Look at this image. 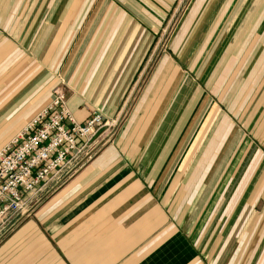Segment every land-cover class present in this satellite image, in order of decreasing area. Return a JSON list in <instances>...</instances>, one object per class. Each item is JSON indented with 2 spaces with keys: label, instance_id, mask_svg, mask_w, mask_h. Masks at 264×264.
Wrapping results in <instances>:
<instances>
[{
  "label": "crops",
  "instance_id": "1",
  "mask_svg": "<svg viewBox=\"0 0 264 264\" xmlns=\"http://www.w3.org/2000/svg\"><path fill=\"white\" fill-rule=\"evenodd\" d=\"M174 1L0 0V151L52 102L58 84L76 123L99 113L107 133ZM261 26L264 0H190L115 135L5 237L0 264H182L184 237L164 189L179 183L167 175L190 137L182 124L196 120L197 85H212L213 74L228 85L230 74L244 73L245 43L261 42Z\"/></svg>",
  "mask_w": 264,
  "mask_h": 264
},
{
  "label": "rangeland",
  "instance_id": "2",
  "mask_svg": "<svg viewBox=\"0 0 264 264\" xmlns=\"http://www.w3.org/2000/svg\"><path fill=\"white\" fill-rule=\"evenodd\" d=\"M69 1L76 5L96 2V0ZM174 2L176 7L172 20L166 25L163 35L159 37L154 53L124 109L104 134L102 131L108 123L103 120L104 123L98 134L100 138L95 146L114 130L123 115L122 120L114 134L95 153L117 132L145 77L160 52L165 49L172 31L176 28L190 0ZM72 11L75 10H70ZM21 13L24 17L29 11H21ZM257 31L261 42L245 43L248 57L244 59L246 64L244 73H239L237 79L236 73L230 74L228 85H222L223 79L217 81L220 74H213L212 85H197L198 98L201 93L202 96L198 100L195 115L194 112L190 114V119L195 117L196 120L182 124V132L183 129L190 127V137L183 144L180 155L174 156L177 162L174 168L168 172V175L166 174L170 178L169 182L172 181L173 174L174 177L179 175V178H175L179 183L164 187L165 209L170 211L171 221L176 226L180 224L181 235L184 237L181 242L182 264L186 262L188 256L191 261L192 257H196L197 264H264V26L257 28ZM246 32L252 31L249 29ZM215 61V58L212 59L214 65ZM235 61L236 59H228L230 67L235 65ZM234 69L236 70V67ZM209 76L206 75L207 78ZM141 80L142 83L136 91ZM242 80L245 84L238 85ZM63 86L58 84L53 88H60L64 92ZM134 93L135 96L131 100ZM36 202L34 201L32 206ZM19 218L20 215L13 217L0 236ZM189 231L193 233L188 234ZM188 244L190 249L187 247ZM184 246L187 248L186 253ZM184 256H186L185 260Z\"/></svg>",
  "mask_w": 264,
  "mask_h": 264
},
{
  "label": "built area",
  "instance_id": "3",
  "mask_svg": "<svg viewBox=\"0 0 264 264\" xmlns=\"http://www.w3.org/2000/svg\"><path fill=\"white\" fill-rule=\"evenodd\" d=\"M103 120L92 113L76 123L62 90H53L52 102L0 151V233L89 153Z\"/></svg>",
  "mask_w": 264,
  "mask_h": 264
},
{
  "label": "water",
  "instance_id": "4",
  "mask_svg": "<svg viewBox=\"0 0 264 264\" xmlns=\"http://www.w3.org/2000/svg\"><path fill=\"white\" fill-rule=\"evenodd\" d=\"M180 12V11H179ZM179 12L177 13L175 19H174V22L176 20V18L178 17V14ZM163 44V42H162ZM162 44L160 45V47L162 46ZM157 54V53H156ZM154 59V58H153ZM153 62V61H152ZM151 62V64H152ZM150 64V66H151ZM150 66L148 67L147 71L149 70ZM147 71L145 72V75L147 73ZM144 75V76H145ZM144 79V77H143ZM142 79V80H143ZM142 80L141 82L139 83V85L137 86V89L136 91L138 90V88L140 87V84L142 83ZM135 91V93H136ZM135 93L134 95L131 97V100L133 99V97L135 96ZM130 105V103L128 104V106ZM127 106V108H128ZM127 110V109H126ZM122 117L123 115L120 117L116 127L114 128V130L97 146H95L79 163H77L75 165V167H73L67 174H65L51 189H49L27 212H25L23 215L20 216V218L9 228L7 229V231H5L1 236H0V242L13 230L15 229L29 214L32 213V211L38 206L40 205L41 203H43L69 176H71L87 159H89L97 150L98 148L108 139L110 138V136L112 134H114L117 126L119 125L120 121L122 120Z\"/></svg>",
  "mask_w": 264,
  "mask_h": 264
}]
</instances>
